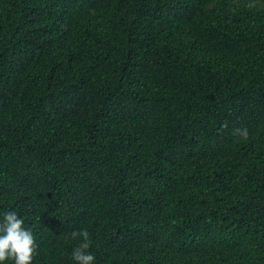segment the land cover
I'll list each match as a JSON object with an SVG mask.
<instances>
[{
    "label": "trees",
    "instance_id": "16d2710c",
    "mask_svg": "<svg viewBox=\"0 0 264 264\" xmlns=\"http://www.w3.org/2000/svg\"><path fill=\"white\" fill-rule=\"evenodd\" d=\"M0 264H264V0H0Z\"/></svg>",
    "mask_w": 264,
    "mask_h": 264
}]
</instances>
